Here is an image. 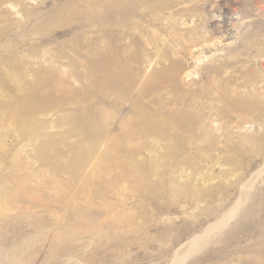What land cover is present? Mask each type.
Returning a JSON list of instances; mask_svg holds the SVG:
<instances>
[{"label": "rangeland", "instance_id": "obj_1", "mask_svg": "<svg viewBox=\"0 0 264 264\" xmlns=\"http://www.w3.org/2000/svg\"><path fill=\"white\" fill-rule=\"evenodd\" d=\"M207 234L178 264H264V0H0V264Z\"/></svg>", "mask_w": 264, "mask_h": 264}, {"label": "bare ground", "instance_id": "obj_2", "mask_svg": "<svg viewBox=\"0 0 264 264\" xmlns=\"http://www.w3.org/2000/svg\"><path fill=\"white\" fill-rule=\"evenodd\" d=\"M107 2V1H106ZM118 6H117V4L114 2V4L113 5H110V4H108V3H106V4H104L103 6H102V10H101V14H102V17H108V16H113V15H115V14H117V12H118ZM106 32H107V27H105L104 28V34H106ZM106 36V35H105ZM107 43H109V41H104V44L105 45H107ZM105 53H107L106 51H105ZM107 57H105V59H106ZM200 59H201V56L200 55H196V56H193V63L194 64H199V62H200ZM104 64H105V66H104V69L105 70H107V61L106 62H104ZM246 131V130H245ZM258 174V172H256V175ZM239 202V201H238ZM239 204V203H238ZM240 205V204H239ZM235 211V210H234ZM231 213H233V211L231 212ZM228 215V214H227ZM227 215H226V217H227ZM231 216V215H230ZM229 217V216H228ZM226 220V219H225ZM226 222V221H225ZM221 225V226H220ZM219 225V227H222L223 226V224L221 223ZM212 226V225H211ZM210 228V227H209ZM213 229V228H212ZM206 230V229H205ZM208 231V230H207ZM205 234V233H204ZM208 234H210V233H208ZM208 234L205 236V238H203V239H201V240H196L195 242H192L191 244H189L188 245V247H187V250H186V252H185V254L183 255V253H182V255H183V258L182 259H177V260H175V263L174 264H178L179 262H181V261H183L186 257H188L189 255H192L193 253H195L196 251H198L199 249H200V247L201 246H203V243H205V242H207V240H208V238L209 237H207L208 236ZM212 234V233H211ZM191 242V241H190ZM180 257V256H179ZM175 259V258H174Z\"/></svg>", "mask_w": 264, "mask_h": 264}]
</instances>
